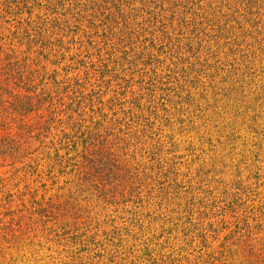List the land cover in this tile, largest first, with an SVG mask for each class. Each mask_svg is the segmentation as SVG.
Returning a JSON list of instances; mask_svg holds the SVG:
<instances>
[{
  "label": "rangeland",
  "instance_id": "1",
  "mask_svg": "<svg viewBox=\"0 0 264 264\" xmlns=\"http://www.w3.org/2000/svg\"><path fill=\"white\" fill-rule=\"evenodd\" d=\"M0 264H264V0H0Z\"/></svg>",
  "mask_w": 264,
  "mask_h": 264
}]
</instances>
